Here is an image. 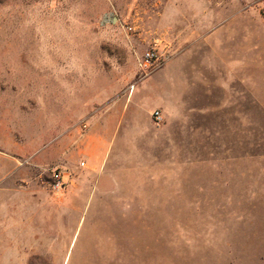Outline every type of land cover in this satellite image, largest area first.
I'll use <instances>...</instances> for the list:
<instances>
[{
	"label": "rangeland",
	"instance_id": "obj_1",
	"mask_svg": "<svg viewBox=\"0 0 264 264\" xmlns=\"http://www.w3.org/2000/svg\"><path fill=\"white\" fill-rule=\"evenodd\" d=\"M0 264H264V0H0Z\"/></svg>",
	"mask_w": 264,
	"mask_h": 264
},
{
	"label": "built area",
	"instance_id": "obj_2",
	"mask_svg": "<svg viewBox=\"0 0 264 264\" xmlns=\"http://www.w3.org/2000/svg\"><path fill=\"white\" fill-rule=\"evenodd\" d=\"M131 27H128V30H131ZM164 56L163 54H161L157 47L151 46L148 49H146L143 54L140 56L139 60H138V70L139 72L146 76L152 72H154L155 70L159 69L162 64L164 63ZM152 117L155 121V123H160L162 121V116L160 115V113L158 111H154L152 113ZM84 127V126H83ZM80 167H85L84 163H80ZM62 172H55L52 176V182L50 184V190L53 193H61L63 192L66 187L67 184H65L62 181Z\"/></svg>",
	"mask_w": 264,
	"mask_h": 264
},
{
	"label": "crops",
	"instance_id": "obj_3",
	"mask_svg": "<svg viewBox=\"0 0 264 264\" xmlns=\"http://www.w3.org/2000/svg\"><path fill=\"white\" fill-rule=\"evenodd\" d=\"M32 241H34V240H32ZM38 243H39V242H38ZM38 243H37L35 246H38V245H40V243H39V244H38ZM40 246H43V245H40Z\"/></svg>",
	"mask_w": 264,
	"mask_h": 264
}]
</instances>
